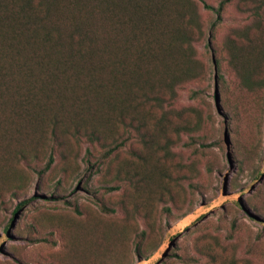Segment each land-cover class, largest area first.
<instances>
[{"label": "rangeland", "instance_id": "obj_1", "mask_svg": "<svg viewBox=\"0 0 264 264\" xmlns=\"http://www.w3.org/2000/svg\"><path fill=\"white\" fill-rule=\"evenodd\" d=\"M195 1L198 75L154 111V151L122 130L58 146L24 90H0V264H264V89L242 86L228 46L254 18L231 0L215 24L204 1L223 0Z\"/></svg>", "mask_w": 264, "mask_h": 264}, {"label": "trees", "instance_id": "obj_2", "mask_svg": "<svg viewBox=\"0 0 264 264\" xmlns=\"http://www.w3.org/2000/svg\"><path fill=\"white\" fill-rule=\"evenodd\" d=\"M244 1L254 24L229 40L231 64L244 88L262 90L264 0ZM229 2L204 1L215 24ZM201 24L195 0H0V90H24L20 99L58 146L68 136L107 142L122 130L154 151L168 127L154 111L197 78Z\"/></svg>", "mask_w": 264, "mask_h": 264}]
</instances>
